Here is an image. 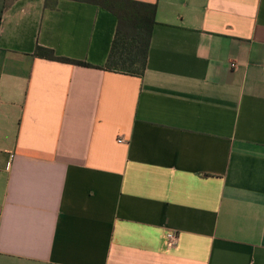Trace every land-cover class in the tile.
I'll return each instance as SVG.
<instances>
[{"label":"crops","instance_id":"1","mask_svg":"<svg viewBox=\"0 0 264 264\" xmlns=\"http://www.w3.org/2000/svg\"><path fill=\"white\" fill-rule=\"evenodd\" d=\"M136 1L143 77L104 69L103 8L4 13L0 264H264V0Z\"/></svg>","mask_w":264,"mask_h":264},{"label":"trees","instance_id":"2","mask_svg":"<svg viewBox=\"0 0 264 264\" xmlns=\"http://www.w3.org/2000/svg\"><path fill=\"white\" fill-rule=\"evenodd\" d=\"M90 4L113 14L117 29L104 69L116 73L143 77L148 67L153 31L156 26L158 7L156 4L136 0H72ZM8 0H0V26L6 10L11 6ZM58 0H46V8ZM36 57L67 63L80 67H94L91 64L69 58L58 57L54 50L38 46Z\"/></svg>","mask_w":264,"mask_h":264},{"label":"built area","instance_id":"3","mask_svg":"<svg viewBox=\"0 0 264 264\" xmlns=\"http://www.w3.org/2000/svg\"><path fill=\"white\" fill-rule=\"evenodd\" d=\"M118 142L123 143L124 142L123 138L118 139ZM167 239H168V248L169 249H173L178 245L179 239L175 233L169 232L167 234Z\"/></svg>","mask_w":264,"mask_h":264},{"label":"rangeland","instance_id":"4","mask_svg":"<svg viewBox=\"0 0 264 264\" xmlns=\"http://www.w3.org/2000/svg\"><path fill=\"white\" fill-rule=\"evenodd\" d=\"M13 0H8V3H11Z\"/></svg>","mask_w":264,"mask_h":264}]
</instances>
